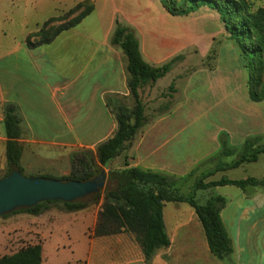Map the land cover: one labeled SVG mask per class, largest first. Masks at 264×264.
<instances>
[{"label":"rangeland","instance_id":"1","mask_svg":"<svg viewBox=\"0 0 264 264\" xmlns=\"http://www.w3.org/2000/svg\"><path fill=\"white\" fill-rule=\"evenodd\" d=\"M245 1L251 13L259 8L264 9V0ZM79 5L82 9L91 7L94 10L78 29L84 34L94 38L104 35L112 38L117 22L133 32L144 60L151 66L160 67L172 58L181 56L166 76L156 84L145 86L141 92L146 124L139 133H144L151 123L160 118H170L179 123L178 130H183L180 135L184 137V169L191 168L176 178L173 188L175 192L187 196L194 180L214 167L215 163L209 161L211 158L229 164L235 160V154L247 138L258 136L264 141V99L258 102L251 99L250 95L255 89L248 85L252 79L245 67L246 54L237 41L230 37L226 23L215 10L204 7L186 16H172L161 0H0V7L10 17V12L17 8L39 14L38 31L32 35L35 42L48 38L58 22L65 23L75 17L79 13ZM115 10L117 13L111 22ZM28 15L32 14L26 17ZM5 34L7 41L13 42L20 39L22 32L13 28L6 30ZM260 79L259 84L264 82V73ZM171 85L175 92L168 91ZM113 100H118L127 109H132L134 105L130 108L122 99ZM172 129L170 126L165 131ZM224 148L233 150L235 154L219 156ZM87 154V151H82L77 156L83 159ZM129 157V149L122 152L104 170L106 175L124 170V160ZM195 161L199 162L193 164ZM5 173L6 169L0 172V179ZM22 175L28 178L44 175L51 177L58 176L59 172L36 164L34 174H26V170H23ZM247 177H264V155L258 156L255 163L243 164L236 170L218 172L204 182L241 180ZM215 196L229 204L221 216L230 233L237 227L236 223L234 226L230 222L235 214L248 215L252 218L251 223L256 222L254 235L259 237V255L264 258V188L253 187L242 191L229 186L213 187L197 191L195 200L203 205ZM170 206L173 204H167V212ZM179 206L191 209L187 204ZM99 212L100 205H90L81 211L69 213L60 203H53L37 216L20 212L2 216L0 258L40 244L43 248L42 263L71 264V250L68 246L78 252L85 238L94 233ZM168 219L173 221L172 216Z\"/></svg>","mask_w":264,"mask_h":264},{"label":"crops","instance_id":"2","mask_svg":"<svg viewBox=\"0 0 264 264\" xmlns=\"http://www.w3.org/2000/svg\"><path fill=\"white\" fill-rule=\"evenodd\" d=\"M10 13L12 17L0 7V172L6 169L4 108L11 105L20 119L22 170L34 174L36 164H40L59 172L51 177L68 175L79 152L94 153L115 132L116 121L108 101L120 103L113 99H122L130 108L134 104L127 85L126 58L111 43L109 35L94 38L78 30L85 18L51 42L31 47L37 43L32 35L37 33L41 17L20 8ZM116 13L115 10L111 22ZM27 14L35 17L31 15V20ZM13 28L22 35L17 41L8 42L5 31ZM144 88L139 90L140 97ZM169 119L156 120L135 138L129 149V167L175 180L191 168L184 169V137L180 135L183 130H178L177 121ZM170 126L172 131H165ZM167 204H173L169 212ZM181 204L185 203L164 205L163 223L169 246L157 250L149 264H264L259 255V237L254 235L257 225L251 223L250 216L235 214L230 222L237 227L230 233L221 216L229 206L224 205L220 217L232 253L218 260L210 253L193 210ZM68 248L71 264H146L134 235L127 232L105 237H96L92 232L78 252Z\"/></svg>","mask_w":264,"mask_h":264},{"label":"trees","instance_id":"3","mask_svg":"<svg viewBox=\"0 0 264 264\" xmlns=\"http://www.w3.org/2000/svg\"><path fill=\"white\" fill-rule=\"evenodd\" d=\"M168 13L172 16H186L207 7L215 10L223 22L226 23L231 38L237 41L245 52V66L249 78L254 81L248 85L255 89L250 97L254 102L264 99V82L260 83L264 73L262 59L264 57V9L249 12V4L245 0H161ZM77 7L79 13L65 23L58 25L44 40L31 45L36 47L51 42L63 31L74 28L84 18L90 15L93 9ZM115 31L111 43L118 46L126 58L127 85L133 108L127 109L121 103L108 101L107 105L116 121V130L105 142L100 143L95 152H87V157L75 156L71 172L67 177L53 178L50 176H31L29 178H46L62 182L93 180L100 172L109 168L111 163L124 151L130 149L135 138L146 124L144 106L139 90L147 85L155 84L166 76L173 65L181 59L176 56L160 67H153L145 62L139 50V42L128 28L115 23ZM249 79V80H250ZM259 88L256 89L258 86ZM168 91L175 92L173 85ZM5 131V159L6 173L12 171L23 174L20 167V158L23 151L21 139L20 119L15 108L7 105L4 108ZM235 152L224 148L219 156H232ZM264 155V141L256 136L247 138L236 158L229 164H222L216 158L209 161L215 165L211 170L196 178L190 187V193L183 196L174 191L175 179L164 174L144 171L138 167H129L127 158L124 160V170L117 173H108L103 190L97 194L70 202H44L31 208L15 210L12 213H27L33 216L40 215L47 206L60 203L66 212L81 211L90 205H100L98 222L94 229V236L105 237L120 232L134 235L141 247L146 264L159 249L169 246L163 223V207L166 203H185L196 215L204 232L210 253L221 260L232 253V246L227 231L220 217V211L225 205L223 198L210 197L203 205L195 200L197 191L213 187L232 186L240 190L247 188H264V178L247 177L241 180L221 179L205 183L204 181L218 172L233 170L242 164L255 163L258 156ZM191 175V172H190ZM4 215L3 217L7 216ZM42 246L36 244L20 251L0 258V264H41Z\"/></svg>","mask_w":264,"mask_h":264},{"label":"water","instance_id":"4","mask_svg":"<svg viewBox=\"0 0 264 264\" xmlns=\"http://www.w3.org/2000/svg\"><path fill=\"white\" fill-rule=\"evenodd\" d=\"M105 184V171L87 182L28 178L12 171L0 179V217L44 202H74L101 192Z\"/></svg>","mask_w":264,"mask_h":264}]
</instances>
